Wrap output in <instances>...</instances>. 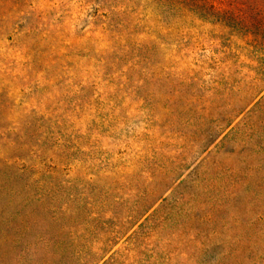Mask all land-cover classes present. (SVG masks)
Masks as SVG:
<instances>
[{"label":"rangeland","instance_id":"374dc122","mask_svg":"<svg viewBox=\"0 0 264 264\" xmlns=\"http://www.w3.org/2000/svg\"><path fill=\"white\" fill-rule=\"evenodd\" d=\"M134 1L0 0V208L15 212L10 198L20 199L6 198L22 189L10 178L2 181L10 159L28 156L35 146L43 159L54 154L58 171L40 193H56L61 224L73 219L66 254L102 248L108 236L121 237L134 224L148 186L139 165L146 157L149 166L156 162L172 111L184 109L173 120L175 131L189 140L186 147L194 145L226 112L229 90L245 87L238 60H255L245 51L241 28L250 18L246 4L258 0H215V15L185 7L164 13L159 3L155 9L147 0ZM237 15L240 22L233 25ZM236 144L219 143L203 164L217 162L207 173L216 197L200 213L209 221L204 233L220 232L228 250L235 248L234 237L264 232V163ZM65 151L68 159H58ZM159 153L175 150L163 146ZM260 166L257 176L239 178ZM232 169L233 179L224 182ZM48 199L38 205L40 215L25 214L14 224L13 231L28 240L0 237V264H24L28 244L37 248L45 231L54 232L42 217L52 206ZM216 202L218 213L212 211ZM154 244L155 236L148 241L134 234L108 264H130L124 256L134 264L150 262Z\"/></svg>","mask_w":264,"mask_h":264},{"label":"trees","instance_id":"16d2710c","mask_svg":"<svg viewBox=\"0 0 264 264\" xmlns=\"http://www.w3.org/2000/svg\"><path fill=\"white\" fill-rule=\"evenodd\" d=\"M147 1L154 5L155 9L159 3L164 13L167 10L182 7L198 9L209 15H215L218 12L215 0ZM128 2L133 5L136 3L134 0H128ZM257 3L254 6L246 4L251 11L248 16L250 18L241 28L246 39L245 51L255 56V60L248 58V64L245 60H238L241 64L239 68L245 71V74H241V81L245 87L237 93L229 90L227 95L230 97V103L226 112L217 115L215 120H211L202 138L190 147L185 146L189 140L182 132L175 131L176 125L173 123V120L179 117L180 111L184 109L177 107L172 111V121L170 120L166 126L170 128L169 133L165 134L166 141L159 142L160 145L153 156V158L156 157V162L153 166H149L147 157L140 161L139 178H143L148 186L138 201L137 219L121 237L120 234L108 236L102 242L104 243L102 248L96 250L77 248L71 249V253L66 254L72 248L71 238L75 235L72 232L76 229L73 219L70 217L68 220L70 222L61 224L59 220L62 211L57 202L56 193L50 190L48 194L40 193L47 183L54 180L53 175L58 171L54 154L51 152L48 158L43 159L39 156L40 147L35 146L30 149L29 154L27 153L28 156L20 155L10 159L7 164V173L2 181L6 184L10 178L22 189L10 190L6 198L8 200L10 196L15 198L18 196L21 202H19L20 199L12 201L10 198L9 204L15 212H7L0 208V237L13 238L16 234L17 240L27 239L25 235L13 231L14 224L23 220L25 214L26 216L31 213L40 215L37 210L38 205H42L46 199L49 198L52 204L49 209L44 210L42 217L49 220L54 232L47 230L43 237L40 236L37 239L38 249L33 248L32 242L28 244L23 252L27 254L26 260H23L24 264H65V262L69 264V261L71 264H108L116 255L119 244L134 234L135 236L141 234L142 238L148 241L149 237L151 240V237L155 236L154 248L148 256L150 262L143 260V264H221L226 259L230 260V264H264V232L262 230L246 238L234 237L235 248L228 250L221 243L220 232L213 230L211 234L204 233V228L209 227V221L200 214L209 205L206 204L207 200L216 197L209 179H206L207 173L217 162L203 166L204 157L210 156L215 146L225 141L232 144L238 143L237 147L244 145L241 149H249L252 159H261L262 166L264 163V6L261 0ZM226 5L231 4L226 3ZM237 21L240 22L238 15L233 19V25H236ZM137 48H140L139 51L144 49L148 51L145 46ZM259 58L261 60H258ZM246 65L250 74H247L245 70ZM247 144H249L248 147ZM163 146L175 150V154L171 156L160 154L159 150L161 151ZM25 150L26 148L22 151ZM66 152L62 153V156L58 155V159L64 158L65 160L62 161H66L69 155L65 154ZM47 161L50 165H47ZM261 169V166L249 168L246 172H240L239 178H242V175L243 177L257 176ZM232 170H226L222 178L224 182H229V178L233 179L234 169ZM262 176L261 183L264 182V174ZM212 204V211L218 213L221 206H218L217 202ZM252 228L255 230L257 227L252 223ZM136 229L139 231L137 232ZM165 229L168 230L167 233L163 232ZM156 238L162 239L163 242L156 244ZM159 246L163 250L158 249ZM125 257L128 258L126 261L134 264L131 257ZM210 259L212 262H209Z\"/></svg>","mask_w":264,"mask_h":264}]
</instances>
